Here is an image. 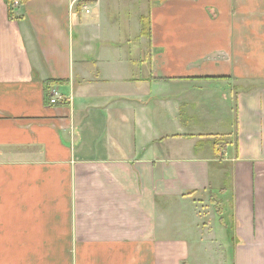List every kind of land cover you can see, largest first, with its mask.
Masks as SVG:
<instances>
[{
    "label": "crops",
    "instance_id": "0c3cea01",
    "mask_svg": "<svg viewBox=\"0 0 264 264\" xmlns=\"http://www.w3.org/2000/svg\"><path fill=\"white\" fill-rule=\"evenodd\" d=\"M0 264H264V0H0Z\"/></svg>",
    "mask_w": 264,
    "mask_h": 264
},
{
    "label": "trees",
    "instance_id": "16d2710c",
    "mask_svg": "<svg viewBox=\"0 0 264 264\" xmlns=\"http://www.w3.org/2000/svg\"><path fill=\"white\" fill-rule=\"evenodd\" d=\"M10 4V12H9V17L11 18H15V15L13 13V10H12V7H11V2H9ZM145 20H146V17H143L142 18V21H143V27H145ZM218 143L215 142L214 145L216 146ZM211 201L212 203L214 204L220 218H221V221H224V209H223V206L221 205V203L219 201H217L216 197L212 194L211 196Z\"/></svg>",
    "mask_w": 264,
    "mask_h": 264
},
{
    "label": "built area",
    "instance_id": "2783aa9c",
    "mask_svg": "<svg viewBox=\"0 0 264 264\" xmlns=\"http://www.w3.org/2000/svg\"><path fill=\"white\" fill-rule=\"evenodd\" d=\"M61 98H62V96L59 94V92L56 88L51 90L50 103L55 104V103L59 102V100Z\"/></svg>",
    "mask_w": 264,
    "mask_h": 264
},
{
    "label": "rangeland",
    "instance_id": "374dc122",
    "mask_svg": "<svg viewBox=\"0 0 264 264\" xmlns=\"http://www.w3.org/2000/svg\"><path fill=\"white\" fill-rule=\"evenodd\" d=\"M228 214V213H227ZM227 216V215H226Z\"/></svg>",
    "mask_w": 264,
    "mask_h": 264
}]
</instances>
